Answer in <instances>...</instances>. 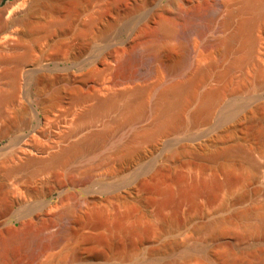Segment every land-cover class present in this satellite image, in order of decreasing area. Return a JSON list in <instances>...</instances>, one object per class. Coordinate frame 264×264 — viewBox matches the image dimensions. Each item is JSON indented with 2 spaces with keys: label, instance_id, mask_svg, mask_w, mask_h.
<instances>
[{
  "label": "rangeland",
  "instance_id": "rangeland-1",
  "mask_svg": "<svg viewBox=\"0 0 264 264\" xmlns=\"http://www.w3.org/2000/svg\"><path fill=\"white\" fill-rule=\"evenodd\" d=\"M32 10L22 68L0 79L14 94L0 100V126L30 124L0 139V264H264V14L238 63L240 41L226 50L222 40L245 16L240 0H33ZM197 65L212 71L201 91L255 71L258 85L227 91L193 128L196 103L186 127L161 137L143 134L148 120L117 131L129 102L154 101L156 82ZM118 90L93 120L87 112ZM106 130L110 142L49 160Z\"/></svg>",
  "mask_w": 264,
  "mask_h": 264
},
{
  "label": "bare ground",
  "instance_id": "bare-ground-1",
  "mask_svg": "<svg viewBox=\"0 0 264 264\" xmlns=\"http://www.w3.org/2000/svg\"><path fill=\"white\" fill-rule=\"evenodd\" d=\"M240 2L242 3V10H243V13L245 14V16L243 17L242 20H240V23L237 25L238 27L235 28V31L229 37L224 39V41L222 40V43L224 44V48H226V50L228 48H230L231 46H233V44L236 43L237 41H240V45H241V49H242L241 51H244V57H242V58L240 57V60H238V63L243 62L244 58L245 57L248 58V56L253 51V50L251 51V47L248 46L252 42V40H250L251 32L253 30L252 28H254L253 26L256 25L255 22L262 16V14H264V0H240ZM32 3H33V0H24L22 5H20L23 8L20 9L18 12H16L17 8L14 9V7H12L10 10L0 9V68L3 66L9 65L11 63H14V66L11 69L6 70V71L4 70V71L0 72V79L4 78L6 76H11V77L15 78L19 69L22 68V63H21L20 58L18 57V54H19L18 52L23 47L22 45H25L27 40L30 38L29 28L32 24V16H33ZM6 15H8L7 18L5 17ZM229 16L231 17L232 13H230ZM229 16L227 18V21L231 20V18ZM260 20H262V19H260ZM195 32H197V31H195ZM191 34H195V33H191ZM192 38H195V37L192 36ZM200 41H202V40H200ZM195 42H196V40H195ZM195 42H194V45H195ZM189 51H191V50L189 49ZM189 51H188V53H189ZM185 60H187V59L185 58ZM115 61H117V60L112 59V62H115ZM108 62H110V61L108 60ZM184 64H185V61L183 62V65ZM183 65H182V67H183ZM210 65H209V67L203 66L204 68L197 65L194 68V70H192L190 73H188L184 76L178 75L173 80H171L170 82H167V83L160 82V81H158V83H157L155 81L157 84L155 83L153 88H151L153 90H150V92L155 91L154 93H156L154 101L148 102V101H143L144 99H142L143 103H139V105H135L138 103H134L132 101L129 102V104L127 106V110L125 111L126 107H124V109L122 111V113L125 111L126 116L122 122H119V126L117 128V131L121 132V130H124L128 127H132V126L136 125L137 123L145 122L148 120L149 124H147V125H149V129L147 130L146 133H144L146 131L145 130L143 132V134L144 135L147 134V136L150 135L151 137L152 136L161 137L164 134L171 132L172 130H174V131L176 129L180 130V128L183 129L182 127H186L187 124H186V122H184V115L187 113L190 105L192 103H196V107L193 110V112L191 113V120L189 122L190 125L192 126L191 128H193V126L195 127V125L199 124L198 123L199 121L205 120L208 118V115H209V112L211 111L210 109H211L212 105L217 100H219L222 97V95H224V93H226L227 91L235 90L237 92H243V91L249 90L250 88L252 89V87H255L258 85L257 71H255L253 74L251 73L248 76H242L239 78L238 77L230 78L226 82V84L224 83L225 85L222 88L217 84L216 85L219 86L220 88H215L216 85L214 84L215 86L213 88L209 87V89L201 91L202 85H204L206 83L207 78H209L208 77L209 72L210 73L212 72V71H210L211 70ZM211 67H212V65H211ZM41 70L42 69H38V70H34V71L40 72ZM225 70H223V71H225ZM229 70L230 69H228V71ZM174 71H176V70H174ZM228 71L227 70L225 71V72H227L226 73L227 75L230 72V71L229 72ZM258 72H259V70H258ZM176 73L173 72V73L169 74V76L172 77ZM218 74H220V73H218ZM263 74L264 73H262L261 75H263ZM181 75H183V74H181ZM229 76H231V75H229ZM224 77H226V76H224ZM227 79H228V77H227ZM121 83H123V81ZM117 84H119V83H117ZM118 87H119V85H118ZM2 89H3V87H2ZM2 89L0 88V100H1V98L5 97V96L12 97V98L14 97V94L12 92L7 91L8 92V94H7L6 91H4L5 88H4V90H2ZM146 90H147V88H136L134 90V92L132 90H130V91L133 92V96L135 94V96L137 97V96H139L137 94H140V96L141 95L143 96L142 93H144ZM130 91L128 93H130ZM117 93L118 94H116L115 96H111V97L99 100V102L97 103L98 105H95L94 108L90 109L87 112L88 114L92 115L93 120L96 121L98 119L99 114L102 113V111L106 112L112 104L113 105L116 104L115 102H116V99H118L117 97L122 95V93L124 95L127 92L124 93V92L119 91ZM130 95H132V93ZM250 95H251V93H250ZM145 96H146V94H145ZM132 97L130 96V98L133 100ZM140 101H141V99H140ZM73 104H70V106L68 105L69 107L66 109V112H72V111L74 112L76 105H73ZM75 104H76V102H75ZM113 105H112V107H113ZM114 106L116 107V105H114ZM112 107H111V109H112ZM56 108H57V106H53V108L48 110V114H52V113L54 114ZM105 108H108V109H105ZM235 109H237V108H235ZM5 113H6V111H5ZM1 115H2V110H0V117H1ZM46 116H48V115H46ZM185 124H186V126H185ZM29 126H30V124H28V123H25L22 126L14 128V129H9V127H6V126H0V139L3 137L10 136V135L19 134L21 131L29 129ZM109 131H111V130H109ZM109 131L106 130V131H102V132H99V131L93 132L90 135H88L85 139H83L81 142H78V143L74 142L72 144L70 143L71 144L70 146L65 145L67 147L63 146L59 149L57 148V150H55V152L52 151V154H50L49 160H52L53 162H55V161H59L63 157L64 158L69 157V156L76 157L77 155L79 156L83 151L86 152V151L93 149L96 146L108 143L112 140V138L114 136L113 132H109ZM232 148H234V147L229 146L224 151L223 150L222 151L228 153L231 150H235ZM238 148H240V147L238 146ZM46 160H44L43 158L38 159L37 157L29 155L26 162L27 163H34V162L37 163L38 162L39 164H41L43 166V167H41L43 170L44 167L46 168V166H47V164L45 165ZM36 163L34 164V166L39 165L38 163L37 164ZM20 166L23 167L22 165H20ZM97 166H98V164L94 163L89 167L88 173H89V177L91 178V180H89V181H92V178L94 177L93 173L96 172L95 170H97L99 168V167L97 168ZM94 175H95V173H94ZM89 177H88V179H89ZM16 179H14V180L12 179L13 185H11V186H13V187H14V185H15V187L18 186V184L16 185L14 183V182L19 183L18 179H17V181H15ZM88 179L86 178V180H88ZM4 187H6L8 189L7 186H4ZM4 187H2V188H4ZM13 187H10V188H13ZM15 187L13 188L14 190L16 189ZM6 188H4V189H6ZM19 188H21V187L19 186ZM13 189L12 190L10 189V191L14 192ZM23 189H25L26 191L29 190V188L24 186V185H23ZM16 190H18V187ZM21 190H22V188H21ZM50 190L53 191L54 189H50ZM50 190H48V191H50ZM18 191H20V189ZM18 191H17V193H18ZM8 192H9V190H8ZM48 193H50V192H48ZM46 205L47 204L43 202L42 203V209H45Z\"/></svg>",
  "mask_w": 264,
  "mask_h": 264
},
{
  "label": "water",
  "instance_id": "water-1",
  "mask_svg": "<svg viewBox=\"0 0 264 264\" xmlns=\"http://www.w3.org/2000/svg\"><path fill=\"white\" fill-rule=\"evenodd\" d=\"M17 1H18V0H13V1H8V0H7L5 6H4V8H3V10H10V9L15 5V3H16ZM1 2H2V0H0V4H1ZM40 66L42 67V66H44V65L40 63ZM36 70H38V69H36ZM48 196L50 197V199L48 200V202H51V199H52V197H53V193H49Z\"/></svg>",
  "mask_w": 264,
  "mask_h": 264
}]
</instances>
